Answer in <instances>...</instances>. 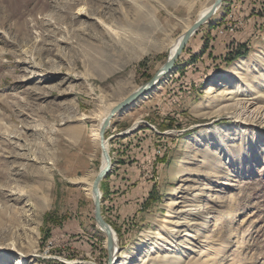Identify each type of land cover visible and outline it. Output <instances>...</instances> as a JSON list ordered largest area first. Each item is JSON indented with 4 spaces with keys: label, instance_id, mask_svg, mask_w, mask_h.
<instances>
[{
    "label": "rangeland",
    "instance_id": "rangeland-1",
    "mask_svg": "<svg viewBox=\"0 0 264 264\" xmlns=\"http://www.w3.org/2000/svg\"><path fill=\"white\" fill-rule=\"evenodd\" d=\"M213 1L0 0V264H108L72 179L99 172L93 128ZM176 63L105 133L115 262L264 264V114L241 106L264 109V0H223Z\"/></svg>",
    "mask_w": 264,
    "mask_h": 264
},
{
    "label": "water",
    "instance_id": "water-1",
    "mask_svg": "<svg viewBox=\"0 0 264 264\" xmlns=\"http://www.w3.org/2000/svg\"><path fill=\"white\" fill-rule=\"evenodd\" d=\"M223 0H215L211 10L204 15L203 17L199 18L194 25L183 35L182 40L180 41L179 47L176 51V53L168 57L165 63L159 68L156 73L150 78L148 82H146L144 85L140 86L138 89L130 93L124 100L120 101L112 110L110 111L109 115L104 120V123L101 128V137L104 139L105 133L107 128L110 126L112 118L121 110L127 109L130 105H132L135 101L139 99L141 95L146 93L149 89L153 88L154 85L162 78L163 75L170 72L178 58L180 57V54L184 51L190 37L194 35L203 24L208 22V20L216 13L218 8L221 6ZM102 153L107 161V164L104 167L100 168V171L95 178L94 184H93V190L95 194V200H94V215L97 224L104 230V233L106 235V249L108 251V262L111 263V257H112V249L114 246V236L112 234V228L111 225L105 220L102 212V194L100 192V185L102 181L107 177V175L110 173L112 162L109 155V152L106 148V146L102 145ZM116 257V256H115ZM114 257V258H115ZM116 261V258H115ZM114 261V262H115Z\"/></svg>",
    "mask_w": 264,
    "mask_h": 264
},
{
    "label": "bare ground",
    "instance_id": "bare-ground-1",
    "mask_svg": "<svg viewBox=\"0 0 264 264\" xmlns=\"http://www.w3.org/2000/svg\"><path fill=\"white\" fill-rule=\"evenodd\" d=\"M214 2H215V0L210 4V5H208V6H206L205 8H203V10L200 12V14L198 15V18H197V20L199 19V18H201V17H203L204 15H206L210 10H211V8H212V6H213V4H214ZM220 8V7H219ZM218 8V9H219ZM79 13H81V12H83V10L82 9H79V11H78ZM196 20V21H197ZM195 21V22H196ZM194 24H187L186 25V28H185V32L181 35V36H179V37H177L176 39H174L173 41H172V43H171V45H170V52H169V56L168 57H171V56H173L175 53H176V51H177V49H178V47H179V44H180V41L182 40V37H183V35L193 26ZM108 26H110V25H108ZM110 29V31H112V32H115V33H117L115 30H114V28L113 27H109ZM193 36V35H192ZM191 36V37H192ZM190 37V38H191ZM181 55V54H180ZM28 57V59L29 60H33V58H32V56L31 55H28V54H26V58ZM161 68V67H160ZM167 74V73H166ZM165 74V75H166ZM164 76V75H163ZM162 76V77H163ZM216 89H215V87L214 86H211L210 88H209V90H208V92L209 93H213L214 91H215ZM232 92V91H231ZM223 93H224V91H223ZM230 93V92H229ZM222 94V93H221ZM239 104V103H238ZM116 106V105H115ZM114 106V107H115ZM239 106V105H238ZM241 106L243 107V110H245L246 112H255V114H257V116H258V114H264V109H262V108H260V107H254L253 108V106H255V101H253V100H249V99H247V101H245L244 100V102H242L241 103ZM113 107V108H114ZM112 110V109H111ZM111 110H109L100 120H99V122H98V124L96 125V127H94L93 128V131L91 132V137L94 139V140H96L97 142H98V144H99V146H100V148H101V152H102V145L103 146H106V148H107V150H108V152H109V155H110V150H109V144H108V142H107V140H106V138L104 137V139H102V137H101V128H102V125H103V123H104V120L106 119V117L109 115V113H110V111ZM256 116V117H257ZM233 119H234V121L235 122H239L240 124L241 123H249V122H247V120L246 119H243L242 117H240V116H231ZM264 117V116H263ZM110 158H111V155H110ZM107 164V161H106V159H105V157H104V155H103V153H102V157H101V167H104L105 165ZM50 165H53V163L51 162V161H49L48 163H47V166L48 167H50ZM100 167V168H101ZM49 169H51V167L49 168ZM100 171V170H99ZM99 173V172H98ZM98 173L96 172V173H89V174H87L86 176H80V177H77V178H73L72 180H74V181H76L77 183H80L81 185H83V187H84V190H85V192H86V194L93 200V202H94V200H95V194H94V190H93V184H94V181H95V178L97 177V175H98ZM102 184V183H101ZM100 192H101V194H102V190H101V185H100ZM178 204H179V201H177V202H173V205H175V206H178ZM171 209V208H170ZM171 212H173V213H176V211L175 210H169V212L166 214V216H171L172 214H171ZM172 224H174V222H171ZM97 226H99L98 224H97ZM99 228L104 232V230L99 226ZM111 228H112V226H111ZM112 234H113V236H114V246H113V249H112V257H111V263L110 264H117V262H115L114 263V261H115V256L116 255H118V253H119V242H118V235H117V233H116V231L112 228ZM154 237L157 239V240H162L163 239V234H162V232L160 231V230H155L154 231ZM21 257L23 258V255H21ZM115 257V258H114ZM149 259H150V256H144L140 261H139V264H146L148 261H149ZM108 264H109V262H108ZM123 264H127V263H123Z\"/></svg>",
    "mask_w": 264,
    "mask_h": 264
},
{
    "label": "built area",
    "instance_id": "built-area-1",
    "mask_svg": "<svg viewBox=\"0 0 264 264\" xmlns=\"http://www.w3.org/2000/svg\"><path fill=\"white\" fill-rule=\"evenodd\" d=\"M235 32L236 26L232 23H227V27H224L221 31H217L218 35L235 34Z\"/></svg>",
    "mask_w": 264,
    "mask_h": 264
},
{
    "label": "crops",
    "instance_id": "crops-1",
    "mask_svg": "<svg viewBox=\"0 0 264 264\" xmlns=\"http://www.w3.org/2000/svg\"><path fill=\"white\" fill-rule=\"evenodd\" d=\"M83 170H84V168H80L78 171H77V173L79 174V173H81V172H83ZM85 171V170H84ZM84 173V172H83ZM131 205V204H130ZM128 215V211H127V209H126V211H124V214H123V216H127Z\"/></svg>",
    "mask_w": 264,
    "mask_h": 264
},
{
    "label": "trees",
    "instance_id": "trees-1",
    "mask_svg": "<svg viewBox=\"0 0 264 264\" xmlns=\"http://www.w3.org/2000/svg\"><path fill=\"white\" fill-rule=\"evenodd\" d=\"M241 52H242V54L246 55V52H245V51H244V52H243V51H241ZM176 65H177V63L175 64V66H176Z\"/></svg>",
    "mask_w": 264,
    "mask_h": 264
}]
</instances>
